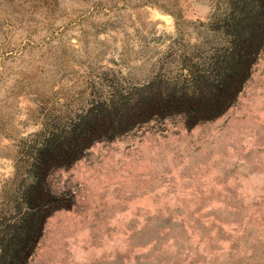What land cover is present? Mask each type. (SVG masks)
Returning <instances> with one entry per match:
<instances>
[{"label":"rangeland","instance_id":"1","mask_svg":"<svg viewBox=\"0 0 264 264\" xmlns=\"http://www.w3.org/2000/svg\"><path fill=\"white\" fill-rule=\"evenodd\" d=\"M252 1L0 0V224L81 116L178 106L47 161L57 199L27 264H264V42L214 117L183 106L202 109Z\"/></svg>","mask_w":264,"mask_h":264},{"label":"trees","instance_id":"2","mask_svg":"<svg viewBox=\"0 0 264 264\" xmlns=\"http://www.w3.org/2000/svg\"><path fill=\"white\" fill-rule=\"evenodd\" d=\"M252 3L227 28V54L207 76V93L200 98L202 109L182 104L188 113L214 117L215 111L221 109L224 102L236 97L249 77L264 42V0H253ZM144 101H149V98ZM172 101L166 99L161 109L148 104L146 112L136 117L127 114L124 118L121 111L110 118L87 113L68 127L62 138L66 147L59 144L55 137L47 139L30 164V173L22 192L25 204L19 206L16 216L0 224V264H27L42 236L47 212L57 199L55 195L42 191L47 161L70 166L79 159L80 150L99 141L111 128L131 127L138 118L178 107Z\"/></svg>","mask_w":264,"mask_h":264}]
</instances>
